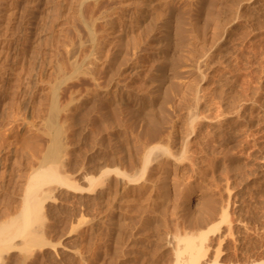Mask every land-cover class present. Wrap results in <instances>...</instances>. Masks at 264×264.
<instances>
[{"label":"rangeland","instance_id":"obj_1","mask_svg":"<svg viewBox=\"0 0 264 264\" xmlns=\"http://www.w3.org/2000/svg\"><path fill=\"white\" fill-rule=\"evenodd\" d=\"M1 41L0 228L41 162L79 189L43 184L0 264H171L200 233V264H264V0H0Z\"/></svg>","mask_w":264,"mask_h":264},{"label":"bare ground","instance_id":"obj_2","mask_svg":"<svg viewBox=\"0 0 264 264\" xmlns=\"http://www.w3.org/2000/svg\"><path fill=\"white\" fill-rule=\"evenodd\" d=\"M128 1V0H127ZM6 4H8V3H6ZM122 3L120 2V5H121ZM7 6V5H6ZM105 10V9H104ZM13 11H15L16 12V9H14ZM20 11V10H19ZM111 11V10H110ZM15 12H13V13H15ZM105 12V11H104ZM108 12V11H107ZM6 13V12H5ZM94 13V12H93ZM7 14V13H6ZM43 14H44V12H43ZM43 14H41V15H43ZM48 14V13H47ZM11 15V14H10ZM15 15V14H14ZM12 16V15H11ZM18 16V15H17ZM16 16V17H17ZM43 16H47L46 15V13H45V15H43ZM42 16V17H43ZM95 16V15H94ZM6 17H8V16H6ZM14 17V16H13ZM30 17V16H29ZM104 17V16H103ZM94 18V17H93ZM3 19H5V18H3ZM104 19V18H103ZM20 20V19H19ZM45 20H46V17H45ZM44 20V23H43V25L46 23V21ZM9 21V20H8ZM14 21V20H13ZM94 21V20H93ZM155 21V20H154ZM151 22V21H150ZM13 23V22H12ZM93 23V22H92ZM90 24V23H89ZM6 25V24H5ZM151 25H152V23H151ZM43 27V26H42ZM9 29V28H8ZM11 29V28H10ZM6 30V29H5ZM12 30V29H11ZM43 30H44V27H43ZM12 32H14V31H12ZM33 32H34V30H33ZM43 32V31H42ZM109 32V31H108ZM41 33V32H40ZM94 33V32H93ZM150 33V32H149ZM95 34V33H94ZM178 34V33H177ZM40 35V34H39ZM146 35V34H145ZM4 36V35H3ZM41 36V35H40ZM148 36V35H147ZM13 38V37H12ZM94 38V37H93ZM147 38V37H146ZM145 38V39H146ZM185 38V37H184ZM36 39H38V38H36ZM144 39V40H145ZM5 40V39H4ZM7 40V39H6ZM12 40V39H11ZM179 40V39H178ZM2 42V41H1ZM0 42V43H1ZM3 44H0L1 46H3L4 48H3V51L1 50V48L2 47H0V52L2 51V52H4V51H6V53L7 52H9V50L12 48V50L15 48L16 49V47H11L12 46V42H10L11 43V46H10V43L8 42V41H4V42H2ZM39 43V42H38ZM35 44V43H34ZM157 44V43H156ZM37 45V44H36ZM140 46V45H139ZM138 46V47H139ZM180 46V45H179ZM11 47V48H10ZM35 47H37V46H35ZM162 48V47H161ZM189 48V47H188ZM31 49V48H30ZM37 49V48H36ZM36 49H33L34 51L36 50ZM137 49V48H136ZM180 51V50H179ZM12 52V56H14V54H13V51H10V53ZM37 52H38V50H37ZM187 52V51H186ZM10 53H9V56H11L10 55ZM31 53V52H30ZM164 53V52H163ZM1 54H3V53H1ZM0 54V55H1ZM5 54V53H4ZM32 54H36V53H33L32 52ZM161 55V54H160ZM165 55V54H164ZM190 55V54H189ZM200 55V54H199ZM2 56V55H1ZM8 56V57H9ZM11 56V57H12ZM29 57L31 56V55H28ZM37 56H39V57H41L42 58V56H40V55H37L36 54V56L35 57H37ZM134 56V55H133ZM194 56V55H193ZM4 57V56H3ZM39 57H37V58H39ZM135 57V56H134ZM200 57V56H199ZM2 58V57H1ZM37 58H36V60H37ZM46 58V57H45ZM202 59H203V57H201ZM4 58H2V60H3ZM5 59H7V56H6V58ZM9 59V58H8ZM7 59V60H8ZM28 59H32V58H28ZM33 59H35L34 57H33ZM32 59V60H33ZM43 59V58H42ZM50 59V58H49ZM198 59V58H197ZM14 60H15V58H14ZM39 60V59H38ZM37 60V61H38ZM45 60H47V59H45ZM44 60V61H45ZM199 60V59H198ZM197 60V61H198ZM4 61V60H3ZM33 61H35V60H33ZM50 61V60H49ZM164 61H166V60H164ZM196 61V62H197ZM5 63H2L1 62V65H3V64H6L7 62L6 61H4ZM30 63H31V61H29ZM29 62H28V65H29ZM42 62V61H41ZM194 62V61H193ZM33 63V62H32ZM45 63V62H44ZM47 63V62H46ZM186 63V62H185ZM8 64V63H7ZM155 64V63H154ZM201 64V63H200ZM0 65V66H1ZM26 65V64H25ZM28 65H26V68L28 67ZM31 65H34L35 66V63H33V64H30V67L29 68H31ZM37 65V67H38V64H36ZM130 65V64H129ZM155 66V65H154ZM157 66V65H156ZM185 66V65H184ZM2 67V66H1ZM192 67V66H191ZM198 67V66H197ZM3 68V67H2ZM25 68V67H24ZM35 69H36V67H34ZM42 68V67H41ZM63 68V67H62ZM136 68V67H135ZM23 69V68H22ZM33 69V68H32ZM27 70V69H26ZM30 70V69H29ZM27 71V76H29L28 75V73L30 72V71ZM37 70H38V68H37ZM135 70V69H134ZM34 71V70H33ZM33 71H31L32 73H33ZM36 71V70H35ZM61 71V70H60ZM128 71V70H127ZM196 71V70H195ZM1 72H2V70H1ZM6 72V71H5ZM23 72H24V70H23ZM44 73V72H43ZM129 73V72H128ZM4 74H6V73H4ZM30 74V73H29ZM34 74H35V72L32 74V75H30V76H32V77H34ZM131 74V73H130ZM20 75H21V73H20ZM37 76V75H36ZM2 77H4V76H2L1 75V78ZM5 78V77H4ZM29 77H27L26 79H27V81L30 79H28ZM20 80V79H19ZM19 80H18V82H19ZM23 81H21L20 80V84L22 83ZM201 82V81H200ZM225 82V81H224ZM24 83H25V78H24ZM28 83V82H27ZM27 83H25V84H27ZM198 83V82H197ZM223 83V82H222ZM187 84V83H186ZM224 84H226V83H224ZM223 84V85H224ZM30 85V84H29ZM29 85H27V88H26V90L25 91H27V92H32V91H30V88H28L29 87ZM187 85H189V84H187ZM24 86V85H23ZM176 86V85H175ZM193 86V85H192ZM1 87H3V86H0V88ZM19 87V86H18ZM20 87H22V84H21V86ZM24 87H26V86H24ZM189 87V86H188ZM203 87V86H202ZM17 88V87H16ZM199 88V87H198ZM18 89H20V88H17L16 89V91L18 90ZM22 90H24L23 89V87L21 88ZM27 89H29V91L27 90ZM195 89V88H194ZM202 90V89H201ZM15 91V92H16ZM19 91V90H18ZM194 91V90H193ZM203 91V90H202ZM201 91V92H202ZM220 91H221V89H220ZM256 91V90H255ZM26 92V93H27ZM20 93V92H19ZM26 93H25V95H26ZM30 93H27V96H28V94H30ZM182 93V92H181ZM199 93V92H198ZM224 93H225V91H224ZM224 93H222V94H224ZM24 94V93H23ZM22 94V95H23ZM45 94V93H44ZM43 94V95H44ZM201 94V93H200ZM226 94V93H225ZM235 94V93H234ZM124 95V94H123ZM257 95V94H256ZM14 96H15V94H14ZM18 96V95H17ZM16 96V97H17ZM24 96V95H23ZM47 96V95H46ZM119 96V95H118ZM141 96H143V95H141ZM146 96V95H145ZM192 96V95H191ZM25 97V96H24ZM23 97V98H24ZM180 97V96H179ZM240 97V96H239ZM123 98H124V96H123ZM121 99V100H124V99ZM143 98V97H142ZM146 98V97H145ZM202 98V97H201ZM260 98V97H259ZM21 99V98H20ZM137 100H138V98H137ZM180 100V99H179ZM188 100V99H187ZM201 100V99H200ZM229 100V99H228ZM138 101H142L141 102V105H143L144 104V102H145V100H143V99H141L140 98V100H138ZM196 101V100H195ZM22 102V101H21ZM48 102V101H47ZM191 102V101H190ZM179 103V102H178ZM185 103V102H184ZM146 104V103H145ZM114 105H115V103H114ZM189 105V104H188ZM116 106V105H115ZM240 106V105H239ZM243 106V105H242ZM46 107V106H45ZM144 107V106H143ZM146 107V106H145ZM147 107H149V105L147 106ZM143 111H145V110H143ZM149 111H151V113L153 112V110H151V109H147V112L148 113H146V115L147 114H149ZM146 112V111H145ZM152 115H153V113H152ZM152 115H150V118L152 117ZM198 117V116H197ZM200 117V116H199ZM196 118V117H195ZM201 118V117H200ZM231 118V117H230ZM151 120V119H150ZM152 121V120H151ZM196 121V120H195ZM198 121H200V120H198ZM54 122V121H53ZM197 122V121H196ZM216 122V121H215ZM16 123V122H15ZM205 123V122H204ZM220 123V125H221V123L222 122H219ZM193 124V123H192ZM51 125H53V123L51 124ZM16 126V125H15ZM193 126V125H192ZM219 126V125H218ZM222 126V125H221ZM52 127V129H53V127H54V125L53 126H51ZM50 127V128H51ZM195 128V127H194ZM193 128V129H194ZM14 129V127L12 128L11 127V129L9 128V129H6L5 127H3L2 126V124H0V165L1 164H3L2 163V152H4V151H2L3 149H4V147L5 146H8V145H11V150H9V152L11 151V153L13 154L14 153V151L15 150H17V143H18V138H19V134H15V135H11L10 134V130H13ZM51 129V130H52ZM206 129V128H205ZM54 130V131H53ZM52 131L53 132H55V133H57L58 131H57V129H56V127H54V129H53ZM195 130V129H194ZM57 131V132H56ZM208 131V130H207ZM204 132V131H203ZM206 132V131H205ZM54 133V137H56L57 136V134H55ZM202 135V134H201ZM229 136V135H228ZM202 139H203V137H202ZM201 139V140H202ZM58 144L59 142L58 141H54V147H57V145H56V143ZM157 145V144H156ZM156 145H154V147L156 146ZM59 146V145H58ZM60 147V146H59ZM158 147H161V146H158L157 145V148ZM8 148V147H7ZM7 148H5L6 150H7ZM58 148V147H57ZM156 147H155V149H157ZM164 148V147H163ZM4 149V150H5ZM144 149V148H143ZM154 148L152 149V151L153 150H155ZM161 149V148H160ZM54 150H56V148L54 149ZM53 150V151H54ZM158 150V149H157ZM151 151V150H150ZM169 150H167V152H168ZM58 152V150H56V152H54V153H57ZM147 152H149V151H147ZM147 152H144V153H147ZM170 152V151H169ZM10 154V153H9ZM151 154H152V152H149V154L147 155V158H144V159H146V161H149V158H152V156H151ZM171 154V153H170ZM169 154V155H170ZM53 155V154H52ZM55 155V154H54ZM51 156V155H49V160H50V156H51V159L53 160L54 159V157L57 155H55V156ZM153 155V154H152ZM139 156H141V155H139ZM144 156V155H143ZM142 156V157H143ZM34 157V156H33ZM48 157V156H47ZM53 157V158H52ZM44 158H46V157H44ZM143 158H142V161L144 160ZM141 160V159H140ZM151 160V159H150ZM161 162V161H160ZM166 162H168V161H166ZM32 163H33V160H32ZM42 163V164H41ZM40 164H41V166H39V167H35V169H32L33 171L32 172H30L28 169H26V170H28V174L26 175V174H24L25 175V177L23 178V176H21L22 178H20V180L21 179H25L24 181H25V183L26 184H24V185H26L25 187H26V190H25V197H24V193H23V191L22 190H24V189H22V190H20L19 192H18V195L17 196H19L21 193L20 192H22V194L20 195V197L23 199L24 198V201H21L22 203L24 202L25 204V207H24V205L23 206H21V208H23L24 207V209H23V211H22V213H20L21 215H17L18 217H16L15 219H13L12 220V223H10L9 225H7L6 224V226H4V227H2V228H0V252H2V248H10L9 246H10V244H8L9 242H11L13 239L12 238H14V237H11L10 238V236L12 235V233L10 232L11 231V228H15L17 231H18V233H20V234H24V233H26V232H28V231H25L27 228H28V225H29V223L31 222V221H33V219H34V214H36L37 213V210H39L38 208L36 209V207L38 206H34V209H33V205H36L37 203H38V199H39V201H43V199L41 198L42 197V195L44 194L42 191V185L43 184H46V183H57V184H60L61 186H68V187H71V188H73V189H79L77 186H75L74 184H72L71 182H70V180L67 178V177H65V176H63V175H61L60 173H58L57 171H56V169H54V168H52V167H46V166H42L44 163L43 162H41ZM144 163V162H143ZM161 164V163H160ZM32 165V164H31ZM30 164H29V166L30 167H32ZM147 164H146V162H145V167H147L146 166ZM164 165V164H163ZM162 165V166H163ZM36 166H37V163H36ZM29 167V168H30ZM191 167V166H190ZM33 168V167H32ZM165 168V167H164ZM151 169V168H150ZM160 169V168H159ZM186 169V168H185ZM25 170V171H26ZM162 170V169H161ZM183 170H184V168H183ZM164 171V170H163ZM145 174V173H144ZM157 174H158V172H157ZM157 174H155V175H157ZM160 174V173H159ZM154 175V174H153ZM154 179H155V177H153ZM99 179H101V178H93L92 180H94V181H99ZM1 180V179H0ZM153 180V179H152ZM2 181V180H1ZM24 181H23V183H24ZM0 184H2V183H0ZM4 184V183H3ZM2 184V185H3ZM152 184V183H151ZM176 184V183H175ZM173 185H174V183H173ZM1 186V185H0ZM1 187H3V186H1ZM18 187H19V185H18ZM23 188H25L24 186H22ZM21 187V188H22ZM143 187V186H142ZM20 188V187H19ZM176 188H177V186H176ZM1 189V188H0ZM5 189V188H4ZM172 190V189H171ZM1 191V190H0ZM3 191V190H2ZM43 194H42V193ZM103 192V191H102ZM42 195H41V194ZM98 194V193H97ZM102 194V193H101ZM22 195H23V197H22ZM39 195H41V196H39ZM102 196H103V194H102ZM107 196V195H106ZM42 200H41V199ZM174 198V197H173ZM172 200V199H171ZM170 200V201H171ZM20 203V202H19ZM42 203V202H41ZM20 205V204H19ZM173 205V204H172ZM171 206V205H170ZM163 207H165V206H163ZM40 210L42 211H44L45 210V206L43 205V204H41V207H40ZM34 211V212H33ZM153 211V210H152ZM20 212V211H19ZM19 212H17V213H19ZM36 212V213H35ZM164 212V211H163ZM34 213V214H33ZM153 213V212H152ZM157 213V212H156ZM161 213V212H160ZM165 213V212H164ZM155 215V214H154ZM164 215V214H163ZM153 216V215H152ZM159 216V215H158ZM204 216H206V215H204ZM147 218V217H146ZM166 218H167V216H166ZM166 218H164V219H166ZM148 219V218H147ZM154 219V218H153ZM161 219V218H160ZM162 219H163V217H162ZM146 220V219H145ZM148 221V220H147ZM164 221V220H163ZM168 221V220H167ZM154 222V221H153ZM160 222V221H159ZM159 222H157V223H159ZM142 223H143V221H142ZM151 223V222H150ZM168 223V222H167ZM162 224V223H161ZM154 225V224H153ZM155 225H156V223H155ZM158 225V224H157ZM199 225V224H198ZM27 226V228L25 229L24 227H26ZM178 226V225H177ZM157 227V226H156ZM162 227V226H161ZM232 227H233V225H232ZM163 228V227H162ZM23 229H25V230H23ZM145 230V229H144ZM155 230V229H154ZM160 229H158V231H159ZM22 231H25V232H22ZM120 231V230H119ZM118 231V232H119ZM164 231H166V230H164ZM230 231V230H229ZM22 232V233H21ZM154 232V231H153ZM161 232V231H160ZM159 232V233H160ZM202 232V231H201ZM227 232H228V230H227ZM11 233V234H10ZM17 233V234H18ZM156 233V232H155ZM158 233V232H157ZM117 234H119V233H117ZM147 234V233H146ZM170 234V233H169ZM152 235V234H151ZM176 235V234H175ZM179 235V234H178ZM174 236L175 238H173L172 237V239H174L173 240V242L172 243H174L175 245H173L174 246V248H172V252H173V249H174V260L172 261V262H170L171 264H200V263H202L200 260H201V255H205L206 256V251L204 252V246H203V243H204V241L205 240H207L206 239V234L205 233H200L199 235L197 234V236L195 235V236H193V234L191 235V236H189L188 234L186 235V234H184V237H182L181 235H179V236ZM160 236V235H159ZM163 236V235H162ZM181 236V237H180ZM158 237V236H157ZM168 237V236H167ZM122 238V237H121ZM147 238V237H146ZM142 240V239H141ZM165 241V240H164ZM175 241V242H174ZM150 242V241H149ZM154 242V241H153ZM153 242H152V244H153ZM162 242V241H161ZM165 242H167V241H165ZM177 243V244H176ZM11 244H12V242H11ZM47 244V242H45V239L43 238V237H41L39 234H37V233H35V232H29V240H28V243L26 244L27 246L29 245V246H40V247H43V246H45ZM146 244H147V242H146ZM167 244V243H166ZM171 244V243H170ZM180 244H181V246H180ZM139 245V244H138ZM169 245V244H168ZM172 245V244H171ZM206 245V244H205ZM26 246V247H27ZM159 246V245H158ZM163 246V245H162ZM119 247V246H118ZM122 247V246H121ZM120 247V248H121ZM157 247V246H156ZM29 248V247H28ZM146 248V247H145ZM153 248V247H152ZM117 250V249H116ZM142 250V249H141ZM145 250V249H144ZM165 250V249H164ZM117 251H119V250H117ZM116 251V252H117ZM121 251H123V250H121ZM121 251H119V252H121ZM130 251V250H129ZM156 251H158V249L156 250ZM166 251V250H165ZM164 251V252H165ZM118 252V255L119 254H121V253H119ZM171 252V251H170ZM141 254L142 253H144V252H140ZM152 253H154V252H152ZM159 253V252H158ZM163 253V252H162ZM166 253H168V252H166ZM152 255V254H151ZM155 255H157L156 253H154L153 254V256H155ZM120 256V255H119ZM127 256V255H126ZM146 256V255H145ZM153 256H152V259L151 258H149L151 261L153 260ZM158 256H159V254H158ZM160 256H161V254H160ZM151 257V256H150ZM156 257V256H155ZM162 257V256H161ZM156 258H158V257H156ZM120 259V258H119ZM126 259V258H125ZM147 259V258H146ZM155 259V258H154ZM123 260V259H122ZM161 260H163V259H161ZM171 260V259H170ZM169 260V261H170ZM134 261V260H133ZM159 261V259H155L153 262L154 263H152V264H163L162 262H158ZM118 262H121V261H119L118 260ZM150 262V261H149ZM111 263V262H110ZM124 263V262H123ZM150 263V264H151ZM120 264V263H119ZM125 264V263H124ZM166 264V263H165ZM213 264H219L218 262H214Z\"/></svg>","mask_w":264,"mask_h":264}]
</instances>
